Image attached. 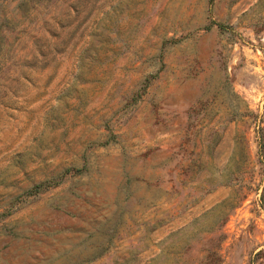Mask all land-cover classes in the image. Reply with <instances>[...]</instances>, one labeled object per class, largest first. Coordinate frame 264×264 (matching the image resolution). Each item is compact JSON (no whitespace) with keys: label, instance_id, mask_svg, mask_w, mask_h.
I'll return each mask as SVG.
<instances>
[{"label":"rangeland","instance_id":"rangeland-1","mask_svg":"<svg viewBox=\"0 0 264 264\" xmlns=\"http://www.w3.org/2000/svg\"><path fill=\"white\" fill-rule=\"evenodd\" d=\"M263 179L264 0H0V264H264Z\"/></svg>","mask_w":264,"mask_h":264},{"label":"trees","instance_id":"trees-1","mask_svg":"<svg viewBox=\"0 0 264 264\" xmlns=\"http://www.w3.org/2000/svg\"><path fill=\"white\" fill-rule=\"evenodd\" d=\"M217 26L218 27H221V24L220 23H217ZM261 143H263V142L261 141ZM67 171H68V168H65V170L63 172H67ZM263 185H264V179H263Z\"/></svg>","mask_w":264,"mask_h":264}]
</instances>
